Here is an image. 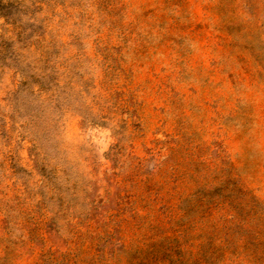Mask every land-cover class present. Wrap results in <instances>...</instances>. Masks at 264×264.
Returning <instances> with one entry per match:
<instances>
[{"label": "rangeland", "instance_id": "1", "mask_svg": "<svg viewBox=\"0 0 264 264\" xmlns=\"http://www.w3.org/2000/svg\"><path fill=\"white\" fill-rule=\"evenodd\" d=\"M0 264H264V0H0Z\"/></svg>", "mask_w": 264, "mask_h": 264}]
</instances>
